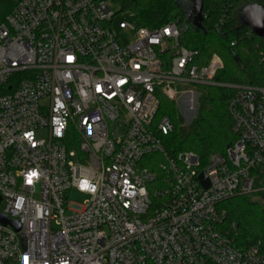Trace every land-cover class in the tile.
<instances>
[{"label":"built area","instance_id":"1","mask_svg":"<svg viewBox=\"0 0 264 264\" xmlns=\"http://www.w3.org/2000/svg\"><path fill=\"white\" fill-rule=\"evenodd\" d=\"M12 1L0 24V213L21 230L0 224V264H264L219 209L256 191L264 87L216 83L217 54L201 65L175 23L137 27L118 0ZM185 85L234 90L238 139L205 164L164 146L175 127L158 118L161 100L179 102ZM71 191L86 205H69Z\"/></svg>","mask_w":264,"mask_h":264},{"label":"trees","instance_id":"2","mask_svg":"<svg viewBox=\"0 0 264 264\" xmlns=\"http://www.w3.org/2000/svg\"><path fill=\"white\" fill-rule=\"evenodd\" d=\"M260 1L203 0L199 25L194 23V16H188L180 0H118V4L137 27L153 29L175 23L180 45L197 51L201 65H206L210 57L217 54L224 68L215 77L216 83L264 87V38L257 37L240 21L241 10L251 4H260ZM14 6L12 0H0V24ZM199 88L205 92L207 109L202 110L188 137L177 133L175 102L162 98L158 118H169L175 127L173 133L163 137L170 155L194 152L205 164L210 155L224 154L237 141L238 135L227 110L234 90L218 86ZM155 159L163 161L160 155ZM251 174L255 182L254 194L236 196L220 204L219 209L225 212L222 228L229 232L237 246L246 248L260 243L264 249V167L256 166Z\"/></svg>","mask_w":264,"mask_h":264},{"label":"rangeland","instance_id":"3","mask_svg":"<svg viewBox=\"0 0 264 264\" xmlns=\"http://www.w3.org/2000/svg\"><path fill=\"white\" fill-rule=\"evenodd\" d=\"M259 3L264 6V0H261ZM178 88L179 91L189 92L187 95L183 96V98L179 102L177 101L175 105L177 109L178 118L177 133L181 137L186 138L194 131L202 110L207 109L206 96L205 92L202 89L193 85L179 86ZM192 98L194 100V109L193 111H189V100H191ZM37 135L41 139L48 140L49 132L47 129H44L39 131ZM70 161L75 162V159L73 157H70ZM254 199L257 200L256 197H254ZM88 200L89 196L79 194L76 191H71L67 194V202L69 205L75 204L85 206ZM54 226L56 227V224H54Z\"/></svg>","mask_w":264,"mask_h":264},{"label":"water","instance_id":"4","mask_svg":"<svg viewBox=\"0 0 264 264\" xmlns=\"http://www.w3.org/2000/svg\"><path fill=\"white\" fill-rule=\"evenodd\" d=\"M180 2L188 16H194V23L199 25L201 21L203 0H180ZM240 21L243 26L250 28L257 37L264 38V6L260 4H251L244 7L240 12ZM202 178L203 175L200 176V179ZM205 187H208V185L205 184ZM0 224L10 226L16 232H20L21 230V227L17 222L10 220L1 213Z\"/></svg>","mask_w":264,"mask_h":264}]
</instances>
